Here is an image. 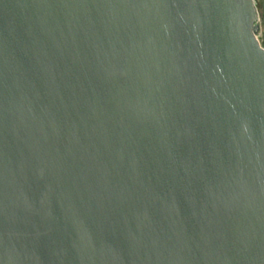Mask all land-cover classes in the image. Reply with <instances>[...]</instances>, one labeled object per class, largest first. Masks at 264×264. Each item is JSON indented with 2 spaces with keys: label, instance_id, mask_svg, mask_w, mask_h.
<instances>
[{
  "label": "water",
  "instance_id": "1",
  "mask_svg": "<svg viewBox=\"0 0 264 264\" xmlns=\"http://www.w3.org/2000/svg\"><path fill=\"white\" fill-rule=\"evenodd\" d=\"M253 0H0V264H264Z\"/></svg>",
  "mask_w": 264,
  "mask_h": 264
},
{
  "label": "rangeland",
  "instance_id": "2",
  "mask_svg": "<svg viewBox=\"0 0 264 264\" xmlns=\"http://www.w3.org/2000/svg\"><path fill=\"white\" fill-rule=\"evenodd\" d=\"M258 12V23H259V35L258 39L260 44L264 47V25L262 23L261 12L264 4V0H253Z\"/></svg>",
  "mask_w": 264,
  "mask_h": 264
},
{
  "label": "trees",
  "instance_id": "3",
  "mask_svg": "<svg viewBox=\"0 0 264 264\" xmlns=\"http://www.w3.org/2000/svg\"><path fill=\"white\" fill-rule=\"evenodd\" d=\"M261 18H262V23L264 25V4H263L262 12H261Z\"/></svg>",
  "mask_w": 264,
  "mask_h": 264
}]
</instances>
